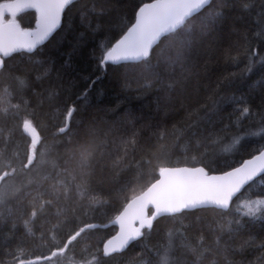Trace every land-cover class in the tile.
<instances>
[{"label": "snow or ice", "instance_id": "snow-or-ice-1", "mask_svg": "<svg viewBox=\"0 0 264 264\" xmlns=\"http://www.w3.org/2000/svg\"><path fill=\"white\" fill-rule=\"evenodd\" d=\"M109 72L155 114L89 112ZM0 84V264H264V0H0Z\"/></svg>", "mask_w": 264, "mask_h": 264}, {"label": "trees", "instance_id": "trees-1", "mask_svg": "<svg viewBox=\"0 0 264 264\" xmlns=\"http://www.w3.org/2000/svg\"><path fill=\"white\" fill-rule=\"evenodd\" d=\"M243 2V0H242ZM125 6L127 5V0H124ZM34 10H28L20 14L19 19L21 20L22 24L24 26H31L34 24ZM76 22L79 23L78 18L76 19ZM62 36L64 34H61ZM58 40L61 38L58 37ZM51 47V46H49ZM80 67L83 69L84 73L86 74L90 69L88 63L85 61L81 63ZM2 87L3 85L0 84V95H2ZM137 85L133 83L131 85V90H124L121 91L120 86L115 83L112 79L111 72H109L108 78L104 80L102 83H99L96 85L95 91H93L87 98L86 101H84L86 104L89 105V112H97L100 109H106V108H113L119 105L123 112L131 111L136 116H144L148 117L151 114H155L156 112V97L154 95H138L135 93V88ZM19 86L13 85L12 91L13 98L11 100V103L15 104L18 102V98L20 95L19 92ZM37 91H40V89H37ZM27 98V97H26ZM43 99V98H41ZM0 107H3V104L0 103ZM42 111L46 114H51L54 112V109H50L47 106V103L45 102L42 105ZM121 113V115L123 114ZM102 117H105V114L103 112L100 113ZM105 118H111V115L108 114ZM49 117H45V122H48ZM254 131L256 129H253ZM23 135L21 133V130L17 127H15V123L12 121H8L7 125L5 124L3 117H0V147H3V142L5 140L9 141L11 145L15 146L16 144H19L21 149H23ZM250 139L253 140H259V137H250ZM255 147V144L253 145ZM192 155H197V153L192 152ZM180 155V153H178ZM107 212V216L104 215V213ZM97 218L95 220H92L90 222L99 223L102 225L109 224L110 219L114 218V213L111 212L109 209H100L96 213ZM162 223H168L167 221H164ZM187 224V221L184 222ZM39 226V222H37L36 227ZM179 227V225H177ZM117 231V226L114 225H108L107 227L103 228L101 231L95 234L96 237H109L111 235H114ZM17 237H24L27 241L30 247H34L35 245H38L40 241L38 239L33 240L30 236H26L25 230L23 227L22 221L17 222V229L15 232ZM10 235V233L7 232V229H5L3 232H0V245H3L5 236ZM40 235L39 231L36 232V236L38 237ZM150 243H155V240L150 241ZM256 244L259 243V240L255 242ZM137 251L139 248L137 247ZM259 253H256L252 259H255L256 256H258Z\"/></svg>", "mask_w": 264, "mask_h": 264}, {"label": "water", "instance_id": "water-1", "mask_svg": "<svg viewBox=\"0 0 264 264\" xmlns=\"http://www.w3.org/2000/svg\"><path fill=\"white\" fill-rule=\"evenodd\" d=\"M29 10H31V9H29ZM25 11H28V10H25ZM25 11H24V12H25ZM107 225H110V223L107 224ZM118 230H119V228H118V226H117V231H118ZM117 231H116V232H117ZM114 235H115V234H114Z\"/></svg>", "mask_w": 264, "mask_h": 264}]
</instances>
